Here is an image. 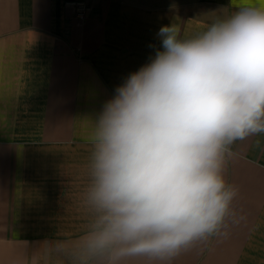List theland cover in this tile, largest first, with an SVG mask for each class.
I'll return each mask as SVG.
<instances>
[{
  "label": "crops",
  "instance_id": "1",
  "mask_svg": "<svg viewBox=\"0 0 264 264\" xmlns=\"http://www.w3.org/2000/svg\"><path fill=\"white\" fill-rule=\"evenodd\" d=\"M242 3L0 0V264H60L56 242L84 230L89 136L105 103L162 50L161 27L191 37ZM232 153L224 178L239 191L221 234L168 261L121 264H264V135Z\"/></svg>",
  "mask_w": 264,
  "mask_h": 264
},
{
  "label": "clouds",
  "instance_id": "2",
  "mask_svg": "<svg viewBox=\"0 0 264 264\" xmlns=\"http://www.w3.org/2000/svg\"><path fill=\"white\" fill-rule=\"evenodd\" d=\"M157 35L162 50L94 122L84 230L56 242L60 264L168 261L234 216L227 158L237 141L264 135V0L191 37L174 25Z\"/></svg>",
  "mask_w": 264,
  "mask_h": 264
},
{
  "label": "built area",
  "instance_id": "3",
  "mask_svg": "<svg viewBox=\"0 0 264 264\" xmlns=\"http://www.w3.org/2000/svg\"><path fill=\"white\" fill-rule=\"evenodd\" d=\"M76 7V15L79 19H83L84 15L87 11V6L85 2H78L75 4Z\"/></svg>",
  "mask_w": 264,
  "mask_h": 264
}]
</instances>
